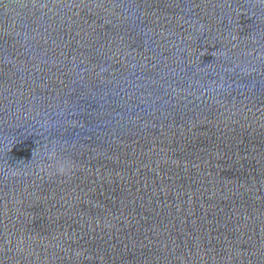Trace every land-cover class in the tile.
Returning <instances> with one entry per match:
<instances>
[{"label":"water","instance_id":"water-1","mask_svg":"<svg viewBox=\"0 0 264 264\" xmlns=\"http://www.w3.org/2000/svg\"><path fill=\"white\" fill-rule=\"evenodd\" d=\"M0 264H264V0H0Z\"/></svg>","mask_w":264,"mask_h":264}]
</instances>
